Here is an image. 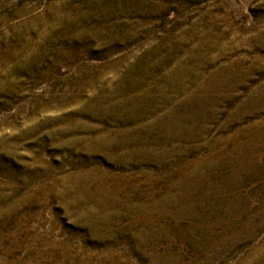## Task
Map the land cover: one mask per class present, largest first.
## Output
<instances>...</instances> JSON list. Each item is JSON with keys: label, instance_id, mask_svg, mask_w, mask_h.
<instances>
[{"label": "rangeland", "instance_id": "374dc122", "mask_svg": "<svg viewBox=\"0 0 264 264\" xmlns=\"http://www.w3.org/2000/svg\"><path fill=\"white\" fill-rule=\"evenodd\" d=\"M0 264H264V0H0Z\"/></svg>", "mask_w": 264, "mask_h": 264}]
</instances>
